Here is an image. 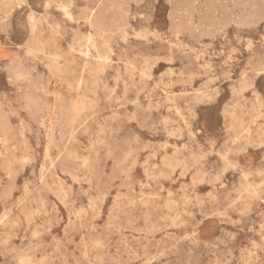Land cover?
I'll return each instance as SVG.
<instances>
[{
    "label": "rangeland",
    "instance_id": "1",
    "mask_svg": "<svg viewBox=\"0 0 264 264\" xmlns=\"http://www.w3.org/2000/svg\"><path fill=\"white\" fill-rule=\"evenodd\" d=\"M11 1L0 264H264V0Z\"/></svg>",
    "mask_w": 264,
    "mask_h": 264
},
{
    "label": "bare ground",
    "instance_id": "2",
    "mask_svg": "<svg viewBox=\"0 0 264 264\" xmlns=\"http://www.w3.org/2000/svg\"><path fill=\"white\" fill-rule=\"evenodd\" d=\"M10 1H11V0H10ZM128 1H129V0H128ZM203 1H204V0H203ZM262 1H263V0H262ZM1 2H2V1H1ZM11 2H12V1H11ZM11 2H10V3H11ZM18 2H21V1H18ZM51 2H52V0H51ZM113 2H114V1H113ZM16 3H17V2H15V4H16ZM21 3H22V2H21ZM3 4H4V3H3ZM71 4H72V2H71ZM71 4H70V5H71ZM111 4H112V2H111ZM128 4H129V3H128ZM134 4H135V3H134ZM135 5H136V4H135ZM12 6H13V5H12ZM105 6H106V5H105ZM118 6H119V4H118ZM87 7H88V6H87ZM111 7H112V6H111ZM113 7H115V6H113ZM9 8H10V7H9ZM126 8H127V7H126ZM2 9H3V8H2ZM10 9H11V8H10ZM12 9H13V8H12ZM115 9H116V8H115ZM118 9H119V8H118ZM171 9H172V8H171ZM4 10H5V9H4ZM4 10H2V11H4ZM29 10H30V9H29ZM85 10H87V9H85ZM106 10H108V9H106ZM5 11H6V10H5ZM30 11H31V10H30ZM80 11H81V10H80ZM96 11H97V10H96ZM174 11H175V10H174ZM8 12H9V11H8ZM126 12H127V11H126ZM2 13H3V15H4V12H2ZM237 13H238V12H237ZM240 13H241V12H240ZM46 14H47V13H46ZM113 15H114V14H113ZM104 16H105V15H104ZM108 16H109V15H108ZM184 16H185V15H184ZM32 17H33V16H32ZM185 17H186V16H185ZM93 18H94V12H93V10H92V11L87 15V19H88V21L91 22ZM236 18H237V17H236ZM111 19H112V18H111ZM167 19H168V18H167ZM30 20H31V19H30ZM32 20H33V18H32ZM210 20H211V19H210ZM197 21H198V20H197ZM170 22H171V21H170ZM213 22H214V21H213ZM9 24H10V23H9ZM170 24H171V23H170ZM183 24H184V23H183ZM194 24H195V23H194ZM235 24H236V23H235ZM91 25H92V24H91ZM114 25H115V23H114ZM200 25H201V24H200ZM233 25H234V24H233ZM3 26H4V28H5V25H3ZM9 26H10V25H9ZM181 26H182V25H181ZM198 26H199V25H198ZM0 28H1V27H0ZM90 29H91V28H90ZM117 31H118V30H117ZM2 32H3V31H2ZM93 33H94V32H93ZM175 34H176V33H175ZM88 35H89V34H88ZM30 37H31V36H30ZM190 38H191V37H190ZM32 39H33V38H32ZM124 39H125V38H124ZM90 40H91L90 38L87 39V41H89V42H90ZM31 41H32V40H31ZM31 41H30V42H31ZM34 41H35V40H34ZM32 43H33V42H32ZM85 44H86V43H85ZM89 44H90V43H89ZM89 44H88V45H89ZM102 44H103V43H102ZM96 45H97V44H96ZM96 45H95V46H96ZM205 45H206V44H205ZM103 46H104V45H103ZM208 46H209V45H208ZM37 47H38V46H37ZM37 47H36V48H37ZM106 49H107V48H106ZM106 49H105V50H106ZM36 51H37V50H36ZM42 51H43V50H42ZM86 51H87V50H86ZM37 52H38V51H37ZM53 52H54V51H53ZM53 52H52V53H53ZM84 52H85V51H84ZM108 52H109V51H108ZM108 52H107V53H108ZM49 53H50V52H49ZM80 53H81V52H80ZM85 53H86V52H85ZM88 53H89V52H88ZM53 54H54V53H53ZM98 55H99V54H98ZM42 56H43V55H42ZM2 57H3V54H2V52H1V50H0V58H2ZM107 57H108V56H107ZM101 59H102V58H101ZM18 60H19V59H18ZM110 60H111V59H110ZM13 61H14V60H13ZM99 61H100V59H99ZM19 62H20V61H19ZM96 62H97V61H96ZM14 63H15V62H14ZM24 63H25V62H24ZM10 64H11V63H10ZM17 64H18V63H17ZM84 64H85V63H84ZM98 64H99V63H98ZM7 65H8V64H7ZM19 65H20V64H19ZM13 66H14V65H13ZM44 66H45V65H44ZM97 66H99V65H97ZM9 67H10V66H9ZM22 67H24V66H22ZM35 67H36V66H35ZM10 68H11V67H10ZM31 68L33 69V66H32ZM100 68H101V67H100ZM6 69H7V68H6ZM23 69H24V68H23ZM47 69H48V68H47ZM52 69H54V70L57 69L56 66H55L54 64L51 65V70H52ZM101 69H102V68H101ZM8 70H9V69H8ZM10 70H11V69H10ZM10 70H9V72H10ZM140 70H141V69H140ZM33 71H34V69H33ZM48 71H49V70H48ZM124 71H125V70H124ZM53 72H54V71H53ZM73 72H74V71H73ZM27 73H28V72H27ZM29 73H30V72H29ZM49 73H50V72H49ZM96 73H97V72H96ZM10 74H11V75L14 74L13 76H16V77H18V78L21 77V76L23 75V73H22L21 70H20V67H17V66H16L14 69L12 68V73H10ZM50 74H51V73H50ZM7 75H9V74H7ZM51 75H52V74H51ZM55 75H56V74H55ZM26 76H27V75H26ZM28 76H29V75H28ZM30 76H31V75H30ZM53 76H54V75H53ZM56 76H57V75H56ZM8 77H9V76H8ZM58 78H60V77H58ZM9 79H10V78H8L7 80H9ZM11 79L14 80V78H11ZM25 79H26V78H25ZM28 80H30V79H28ZM11 81H12V80H11ZM9 82H10V81H9ZM23 82H24V81H23ZM79 82H80V81H79ZM12 83H13V81H12ZM14 83L16 84V82H14ZM20 83H21V82H20ZM32 83H33V81H32ZM153 83H154V82H153ZM237 83H238V82H237ZM35 84H36V83H35ZM10 85H13V84H10ZM32 85H33V84H32ZM32 85H31V91L34 90V89H32V88L35 87V86L32 87ZM47 85H48V84H47ZM96 86H97V85H96ZM153 87H154V86H153ZM18 89H19V88H18ZM19 90H20V89H19ZM26 90H27V89H26ZM35 90H37V89H35ZM39 90H40V89H39ZM244 90H245V89H244ZM17 91H18V90H17ZM27 91H28V90H27ZM36 92L38 93V91H36ZM11 93H12V92H11ZM25 93H26V92H25ZM25 93H24V95H25ZM31 93H32V92H31ZM31 93H30V94H31ZM230 93H231V92H230ZM30 94H29V95H30ZM34 94H35V93H34ZM3 95H4V94H3ZM3 95H2V96H3ZM47 95H48V94H47ZM26 97H27V95H26ZM26 97H25V98H26ZM28 97H29V99H28ZM28 97H27V99L30 101V96H28ZM36 97H38V96L36 95ZM19 98H21V97H19ZM22 98L24 99V97H22ZM33 98H34V96H33ZM39 98H40V97H38L37 99L39 100ZM37 99H35L36 101H34V104H33V105L31 104L32 106H31V105H30V106H31V107L34 106L36 111H38V112H42V111L44 110V107L41 105V103H40L39 101H37ZM256 99H257V98H256ZM32 100H33V99H32ZM263 100H264V99H263ZM2 101H4V99H3ZM2 101H1V102H2ZM24 101H25V100H24ZM46 101H47V100H46ZM25 102H26V101H25ZM31 102H32V101H31ZM44 102H45V101H44ZM134 102H135V101H134ZM29 103H30V102H29ZM32 103H33V102H32ZM16 104H17V103H16ZM46 104H47V103H46ZM260 104H262V103H260ZM5 105H6V104H5ZM5 105H4V107H5ZM25 105H26V104H25ZM25 105H24V106H25ZM28 105H29V104H28ZM28 105H27V106H28ZM30 106H28V107H30ZM46 106H47V105H46ZM46 106H45V107H46ZM69 106H70V105H69ZM11 107H12V105H11ZM9 108H10V107H9ZM12 108H13V107H12ZM20 108H21V107H20ZM60 108H61V107H60ZM68 108H69V107H68ZM2 109H4V108H2ZM7 109H8V108H7ZM16 109H18V108H15V109L13 108L14 111H15ZM222 109H223V108H222ZM10 110H11V109H10ZM25 110H26V109H25ZM27 110H28V109H27ZM45 110H47V109H45ZM48 110H49V109H48ZM80 110H81V109H79V108H74L73 110H71V113H72V114H71V116L69 117V122H70V123H74V122L76 121V118H77V116L79 115ZM176 110H177V109H176ZM14 111H12V112H14ZM30 111H31V110H30ZM30 111H29V112H30ZM8 112H9V111H8ZM10 112H11V111H10ZM15 112H16V111H15ZM47 112H49V111H47ZM3 113H4V112H3ZM3 113H2V114H3ZM6 113H7V112H6ZM30 113H31V112H30ZM61 113H62V112H61ZM61 113H60V115H61ZM12 114H13V113H12ZM17 114H18V113H17ZM49 114H50V113H49ZM35 115H36V114H35ZM13 116H14V115H13ZM32 116H33V114H32ZM15 117H17V116H15ZM30 117H31V116H30ZM133 117H134V116H133ZM257 117H258V116H257ZM45 118H46V117H45ZM48 118H49V117H48ZM9 119H10V118H9ZM3 120H4V119H3ZM55 120H56V119H55ZM1 121H2V120H1ZM42 121H43V120H42ZM3 123H4V122H3ZM20 123H23V122H20ZM2 125H4V124H2ZM41 125H42V124H41ZM41 125H40V126H41ZM60 125H61V124H60ZM233 125H234V124H233ZM240 125H241V124H240ZM10 126H11V125H10ZM10 126H9V127H10ZM12 126H13V125H12ZM27 126H28V125H27ZM62 126H64V125H62ZM0 127H1V126H0ZM4 127H5V125H4ZM4 127H3V128L1 127L2 130L4 129ZM6 127H8V126L6 125ZM6 127H5V128H6ZM13 127H14V126H13ZM28 127H29V126H28ZM230 127H231V125H230ZM10 128H11V127H10ZM10 128L8 129L9 131H10ZM20 128H21V126H20ZM23 128H24V127H23ZM25 128H26V127H25ZM25 128H24V129H25ZM40 128H41V127H40ZM43 128H44V127H43ZM237 128H238V127H237ZM24 129H23V130H24ZM50 129H51V128H50ZM52 129H53V128H52ZM62 129H63V128H62ZM0 130H1V129H0ZM8 130H7V131H8ZM15 130H16V127H15ZM9 131H8V134L11 133V132L9 133ZM16 131H17V130H16ZM18 131H19V129H18ZM49 131H50V130H49ZM100 131H101V130H100ZM52 132H53V131H52ZM233 132H235V131L233 130ZM243 132H245V130H244ZM5 133H6V131H5ZM15 133H17V132H15ZM28 133H29V131H28ZM60 133H61V132H60ZM70 133H71V132H70ZM2 134H4V132H3ZM19 134H20V133H19ZM45 134H46V133H45ZM98 134H99V133H98ZM100 134H101V133H100ZM103 134H104V133H103ZM103 134H102V135H103ZM232 134H235V133H232ZM5 135H6V134H5ZM16 135H17V134H16ZM20 135H21V134H20ZM235 135H236V134H235ZM239 135H241V134H239ZM8 136H9V135H8ZM52 136H53V135H51V138L53 139ZM70 136H71V135H70ZM262 136H263V134H262ZM12 137H14V135H13ZM18 137H19V136H18ZM259 138H260V137H258V139H259ZM4 139H6V138H4ZM240 139H241V138H240ZM2 140H3V139H2ZM9 140H11V139L9 138ZM4 141H5V140H4ZM6 142H7V139H6V141L3 142V143H6ZM0 143H1V142H0ZM7 144H8V143H7ZM7 144H4V147H5V145H7ZM49 144H50V142H49ZM49 144H47V145H49ZM96 144H97V143H96ZM22 145H24V143H23ZM27 145H29V144H27ZM27 145H26V146H27ZM50 145H53V144H50ZM90 145H91V144H90ZM260 145H261V144H260ZM45 146H46V145H45ZM92 146H93V145H92ZM7 147H9V146H6L5 149H6ZM90 147H91V146H90ZM90 147H89V148H90ZM0 148H1V147H0ZM11 148H12V147H11ZM11 148H10V149H11ZM48 148H49V147H48ZM91 148H92V147H91ZM26 149H27V148H26ZM8 150H9V149H8ZM11 150H12V149H11ZM11 150H10V151H11ZM14 150H15V149H14ZM16 150H17V149H16ZM16 150H15V151H16ZM10 151H9V152H10ZM12 151H13V150H12ZM23 151H24V150H23ZM33 151H34V150H33ZM46 151H49V150H46ZM16 152H17V151H16ZM228 152H229V151H228ZM5 153H6V152H5ZM12 153H13V152H12ZM28 153H29V152H28ZM44 153H45V150H44ZM47 153H48V152H47ZM9 154H10V153H9ZM13 154H14V153H13ZM24 154H25V153H24ZM4 155H5V154H4ZM14 155H15V154H14ZM22 155H23V154H22ZM27 155H28V154H27ZM44 155H45V154H44ZM76 155H77V154H76ZM18 156H19V155H18ZM48 156H49V155H48ZM164 156L166 157V155H164ZM196 156H197V155H196ZM23 157H24V156H23ZM29 157H30V156H29ZM31 157H32V156H31ZM76 157H77V156H76ZM86 157H87V156H86ZM168 157H169V156H168ZM171 157H172V156H171ZM10 158H11V157H10ZM46 158H47V157H46ZM58 158H59V157H58ZM161 158H162V157H161ZM15 159H16V158H15ZM19 159H20V158H19ZM49 159H50V157H49ZM79 159H80V158H79ZM87 159H88V158H87ZM162 159H163V158H162ZM170 159H171V158H170ZM263 159H264V156H263ZM1 160H2V158H1ZM10 160H11V159H10ZM12 160H13V159H12ZM31 160H32V159H31ZM33 160H35V157H34ZM146 160H147V159H146ZM21 161H22V160H21ZM25 161H26V158H25ZM172 161H175V160H172ZM6 162H7V161H6ZM14 162H16V161H14ZM14 162H13V163H14ZM86 162H87V161H86ZM198 162H199V160H198ZM10 163H12V162H10ZM13 163H12V164H13ZM19 163H20V161H19ZM21 163H22V162H21ZM29 163H30V159H29ZM43 163H44V162H43ZM228 163H229V161H228ZM14 164H15V163H14ZM14 164H13V165H14ZM26 164H27V161H26ZM26 164H25V165H26ZM84 164H85V163H84ZM174 164H175V163H174ZM230 164H231V163H230ZM230 164H229V165H230ZM1 165H2V164H1ZM29 165H30V164H29ZM169 165H170V164H169ZM177 165H178V161H177ZM177 165H176V166H177ZM20 166H21V164H20ZM84 166H85V165H84ZM87 166H88V165H87ZM90 166H91V165H90ZM167 166H168V165H167ZM171 166H172V165H171ZM171 166H170V168H171ZM190 166H191V165H190ZM190 166H189V167H190ZM2 167H3V166H2ZM5 167H6V166H5ZM5 167H4V168H5ZM8 167H9V166H8ZM173 167H175V166H173ZM224 167H225V166H224ZM21 168L24 169V167H22V166H21ZM60 168H61V167H60ZM84 168H85V167H84ZM142 168H143V167H142ZM182 168H183V167H182ZM185 168H186V167H185ZM171 169H172V168H171ZM9 170H11V167H10ZM184 170H185V169H184ZM186 170H188V169H186ZM3 171H4V170H3ZM5 171H6V170H5ZM143 171H145V170L143 169ZM181 171H182V170H181ZM195 171H197V170H195ZM9 172H10V171H9ZM12 172H13V171H12ZM201 172H202V171H201ZM201 172H199V173L201 174ZM22 173H23V171H22ZM196 173H197V172H196ZM256 173H257V172H256ZM9 174H10V173H9ZM9 174H8V175H9ZM11 174H12V173H11ZM146 174H147V173H146ZM243 174H244V173H243ZM258 174H259V173H258ZM13 175H14V174H12V177H14ZM69 176H70V175H69ZM74 176H76V175H74ZM200 177H201V176H200ZM203 177H204V176H203ZM39 178H41V177H39ZM50 178H51V176H50ZM58 178H59V177H58ZM84 178H85V177H84ZM43 179H44V178H43ZM43 179H42V180H43ZM46 179H47V178H46ZM46 179H44V180L46 181ZM214 179H215V178H214ZM44 180H43V181H44ZM61 180H62V179H61ZM74 180H75V179H74ZM202 180H203V179H202ZM211 180H212V179H211ZM12 181H13V180H12ZM40 181H41V179H40ZM43 181H42V184H43ZM51 181H52V180H51ZM71 181H73V180H71ZM190 181H193V180H190ZM73 182H74V181H73ZM196 182H197V181H196ZM208 182H209V181H208ZM215 182H217V181H215ZM44 183H46V182H44ZM58 183H59V182H58ZM200 183H202V182H200ZM238 183H239V182H238ZM59 184H60V183H59ZM198 184H199V183H198ZM247 184H249V183H247ZM261 184H262V183H261ZM261 184L259 183V186H260ZM14 185H15V184H14ZM24 185H25V184H24ZM256 185H257V184H256ZM12 186H13V184H12ZM179 186H180V185H179ZM248 186H249V185H248ZM261 186H262V185H261ZM14 187H15V186H14ZM42 187H43V186H42ZM257 187H258V186H257ZM45 188H46V186H45ZM59 188H60V187H59ZM246 188H247V187H246ZM246 188H245V189H246ZM46 189H47V188H46ZM58 190H59V189H58ZM60 190H61V189H60ZM179 190H180V188H179ZM254 190H255V189H254ZM140 191H141V190H140ZM246 191H247V190H246ZM251 191H253V190H251ZM258 191H259V190H258ZM50 192H51V191H50ZM52 192H53V191H52ZM61 192H62V191H61ZM166 192H167V190H166ZM259 192H260V193L262 192V194H263V191H259ZM62 193H63V192H62ZM148 193H150V192H148ZM207 193H208V192H207ZM247 193H248V192H247ZM6 194H7V192H6ZM53 194H54V193H53ZM64 194H65V193H64ZM258 194H259V193H258ZM140 195H141V193H140ZM142 195H143V194H142ZM168 195H169V193H168ZM207 195H208V194H207ZM212 195L214 196V194H212ZM252 195H253V194H252ZM53 196H54V195H53ZM256 196H257V194H256ZM61 197H62V196H61ZM147 197H148V196H147ZM55 198H56V197H55ZM63 198H64V197H63ZM142 198H143V197H142ZM142 198H141V199H142ZM59 199H60V197H59ZM187 199H188V198H187ZM56 200H58V199H56ZM138 201H139V200H138ZM189 201H190V200H189ZM41 202H42V200H41ZM58 202H59V201H58ZM90 202H91V201H90ZM184 202H185V201H184ZM63 203H64V202H63ZM186 203H187V202H186ZM29 204L31 205L30 202H29ZM29 204H28V205H29ZM54 204H55V203H54ZM257 204H258V203H257ZM23 205H25V204L23 203ZM38 205H39V203H38ZM38 205H37V207H38ZM41 205H43V204H41ZM61 205H62V204H61ZM66 205H67V203H66ZM68 205H69V204H68ZM167 205H168V204H167ZM169 205H170V203H169ZM243 205H244V204H243ZM62 206H63V205H62ZM31 207H32V206H31ZM42 207H43V206H42ZM42 207H41V208H42ZM247 207H248V206H247ZM247 209H249V208H247ZM21 211H22V209H21ZM21 211H20V212H21ZM24 211H25V210H24ZM21 213H22V212H21ZM29 213H30V212H29ZM39 213H40V212H39ZM242 213H243V212H242ZM26 214H27V212H26ZM200 215H201V214H200ZM177 216H178V215H177ZM207 216H209V215H207ZM5 217H6V216H5ZM23 217H24V216H23ZM25 217H26V216H25ZM78 217H79V216H78ZM17 218H18V217H17ZM67 218H68V217H67ZM176 218H177V217H176ZM205 218H206V217H205ZM4 219H5V218H4ZM74 219H75V217H74ZM106 219H107V218H106ZM201 220H202V219H201ZM14 221H15V220H14ZM27 221H28V220H27ZM1 222H2V221H1ZM239 222H240V221H239ZM27 223H28V222H27ZM29 223H30V222H29ZM173 223H174V222H173ZM175 223H176V221H175ZM205 224H206V223H205ZM5 225H6V224H5ZM67 225H68V224H67ZM171 225H172V224H171ZM177 226H178V224H177ZM179 226H180V225H179ZM232 226H233V225H232ZM5 227H6V226H5ZM169 227H170V226H169ZM173 227H174V226H173ZM209 227H210V226H209ZM176 228H177V227H176ZM210 228H211V227H210ZM10 231H11V230H10ZM195 231H196V230H195ZM140 233H142V232H140ZM146 234H147V232H146ZM147 235H148V234H147ZM149 235H150V234H149ZM0 237H1V236H0ZM138 237H139V236H138ZM231 238H232V236H231ZM149 240H150V239H149ZM4 241H5V240H4ZM147 241H148V239H147ZM157 242H158V241H157ZM230 242H231V241H230ZM252 242H253V241H252ZM146 244H147V243H146ZM253 244H254V243H253ZM158 246H159V245H158ZM143 248L145 249V247H143ZM85 249H86V248H85ZM144 249H142V250H144ZM254 249H256V248H254ZM155 250H156V249H155ZM230 253H231V252H230ZM248 253H249V252H248ZM149 254H150V253H149ZM252 254H254V253H252ZM74 260H75V259H74ZM145 262H146V261H145ZM87 264H88V262H87ZM244 264H245V263H244Z\"/></svg>",
    "mask_w": 264,
    "mask_h": 264
}]
</instances>
